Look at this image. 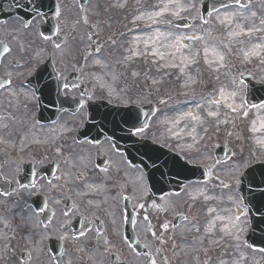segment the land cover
I'll list each match as a JSON object with an SVG mask.
<instances>
[{
	"label": "rangeland",
	"instance_id": "374dc122",
	"mask_svg": "<svg viewBox=\"0 0 264 264\" xmlns=\"http://www.w3.org/2000/svg\"><path fill=\"white\" fill-rule=\"evenodd\" d=\"M201 1L174 0L164 15L150 20L147 13L158 11L170 0H90L84 15L73 0H58L65 9L60 20L73 25V29L68 31L66 44L55 52L74 53L80 64L86 55H92L86 79L96 95L94 99L118 105L156 103L158 113L151 124L153 140L169 143L190 164L203 166L210 173L207 181L191 183L179 194L164 196L173 214L187 215L176 228L169 229L174 215L169 221H157L164 232L161 241L156 237L157 247H161L160 254H156L157 264H264V252L245 242L249 218L238 195L243 171L264 162L262 110L246 111L245 84L239 79L251 69L261 70L264 0H250L245 8L219 10L204 22ZM178 5L185 10L180 11ZM175 11L179 16L172 14ZM179 19H188L190 26H174ZM229 32L239 34L232 37ZM158 33L169 38L161 36L157 41ZM186 36L201 39L182 40L187 47L171 46L175 39ZM256 45L260 46L256 49L258 55L246 59L245 53ZM26 49L22 61L27 68L37 56L27 45ZM154 52L163 53L164 58ZM26 68L14 69L13 74L21 75ZM233 92L237 93L234 97ZM228 104L237 106V111L233 112ZM25 106L27 117L23 115ZM0 109L18 113V119H31L37 111L35 98L20 84L0 94ZM209 112L216 115L209 116ZM62 119L70 121L71 117ZM4 120L8 119L0 120V135L5 131ZM20 123L12 121V125ZM220 146L232 148L234 155L228 162L216 164L214 152ZM239 208L244 214L237 221ZM218 220L225 229L219 228ZM187 250L192 254L188 255Z\"/></svg>",
	"mask_w": 264,
	"mask_h": 264
},
{
	"label": "flooded vegetation",
	"instance_id": "af4514ba",
	"mask_svg": "<svg viewBox=\"0 0 264 264\" xmlns=\"http://www.w3.org/2000/svg\"><path fill=\"white\" fill-rule=\"evenodd\" d=\"M34 21L26 26L12 19L0 25V38L9 47L0 77L12 75V63L26 57V45L37 57L44 55L37 43L42 23ZM261 47V70L251 69L248 76L260 81L264 91V42ZM50 55L65 79L73 69H67L66 59ZM31 65L22 71L25 87L36 71L37 65ZM64 93L81 98L84 106L76 115L64 112L54 123L0 112L8 118L0 135V264H156V237L164 236L157 221L173 216L166 194L152 195L142 168L110 140L79 141L89 97L81 87H67ZM258 108L264 117V108ZM28 113L25 106L24 117ZM17 120L21 123L12 125ZM135 137L143 146L155 141L151 126ZM177 217L180 222L173 221L169 229L186 220L185 214Z\"/></svg>",
	"mask_w": 264,
	"mask_h": 264
},
{
	"label": "water",
	"instance_id": "95a60500",
	"mask_svg": "<svg viewBox=\"0 0 264 264\" xmlns=\"http://www.w3.org/2000/svg\"><path fill=\"white\" fill-rule=\"evenodd\" d=\"M43 10L45 11L49 7L46 3L48 0L43 1ZM231 5L232 0H205L203 3V12L204 15H208L210 12L217 10L219 7L223 5ZM41 7V6H40ZM36 8V7H33ZM51 9V8H50ZM48 10V12L50 11ZM56 10L51 15L56 14ZM30 16V15H27ZM189 23H185L182 26H187ZM45 69V68H44ZM48 74H41V77H48ZM53 86V84H52ZM39 94L42 96L41 100L46 101L45 96L50 93L48 88H37ZM94 105L91 107V119L90 125L92 127H98L99 130L97 133L106 134L107 136H111L122 144L125 139L120 138L121 133L118 135V132L115 128H119L126 121L122 120V115H119L122 110L110 108L108 114H99L96 110H105V105ZM96 107V108H95ZM135 111L138 109H134ZM155 113L154 107L147 108L146 116H141V119L146 118L148 120ZM145 114V113H144ZM104 120V122H103ZM145 124V122H144ZM128 126V125H126ZM101 128V129H100ZM113 128V130L111 129ZM118 135V136H117ZM120 147L121 145H118ZM132 154L131 152H128ZM165 154L162 153V156L159 153H156V157H153V154L150 156V162H147L148 166L144 164L145 168L152 169L158 172H162L166 175V185H164V190H177L176 186H182L185 183H189L194 180H203L207 177V172L203 168L191 167L187 163H185L181 158L173 154ZM132 156V155H131ZM225 156V157H224ZM222 156L221 160H226L229 156L226 154ZM150 166V167H149ZM152 173V172H151ZM156 173V172H155ZM242 187L240 193L244 198L245 204L249 208V214L251 219V230L249 235L247 236V243L254 248H261L264 250V204H261L260 201L264 199L261 196V193H264V165L255 166L244 174L242 177Z\"/></svg>",
	"mask_w": 264,
	"mask_h": 264
},
{
	"label": "snow or ice",
	"instance_id": "6c2138e0",
	"mask_svg": "<svg viewBox=\"0 0 264 264\" xmlns=\"http://www.w3.org/2000/svg\"><path fill=\"white\" fill-rule=\"evenodd\" d=\"M172 2H174V0H170L169 4H165L162 8H159L158 11L153 10V11L148 12V13H147L148 18H149L150 20H156L157 17H160V16L164 15L165 11L168 10V8L170 7V4H171ZM241 7H243L242 4H241ZM178 8H179L180 11L185 10V9L183 8L182 5H178ZM172 14L175 15V16H179V11H175V12H173ZM234 15H235V14H232V18H234ZM252 15H255V13H253ZM157 22H159V21H157ZM262 23H264V21H262ZM237 27H240V25H237ZM256 30H259V29H256ZM242 31H243V30H242ZM238 34H239V33H236V32H229L228 35L234 37V36H236V35H238ZM247 34L250 35L251 32H248ZM161 36H163L164 39H168V38H169L168 35H165L164 33H158V34L155 36V40L159 41V40L161 39ZM196 39H201V37H198V36H186V37H180V38L175 39L174 44H172L171 46L175 47V46H177V45H180L181 47H187V45H182V44H181V41H182V40H196ZM148 40H152V37H149ZM259 47H260L259 45H256V46L253 48V50H252L251 52L245 53V58L247 59V58H249L250 56L258 55V52L256 51V49L259 48ZM177 50H178V49H177ZM206 51H207V50H206ZM157 54L160 55V58H161V59L164 58V54H163V53H159V52H154V53H153V55H157ZM184 59H187V57H185ZM219 59H220V61H223L224 57H223L222 55H220ZM221 66H223V65H221ZM64 87L67 88L68 85L65 84ZM236 95H237L236 92H233V93H232V96H233V97L236 96ZM211 102L214 103V104H217V105L219 104V101H217V100H212ZM200 106L202 107V105H200ZM228 107H229L233 112H236V111H237V106H234L233 104H228ZM259 107L264 108V105H259ZM245 114H246V113H245ZM187 115H188V116H192V118H193L194 120H195V119H199V117L193 116L192 113H187ZM208 115H209V116H214V115H216V113H215V112H209ZM262 127H264V124H262ZM144 130H145V129H144L143 127H139V128L136 129V133L139 134V133L143 132ZM193 131H194V129H193ZM238 182H239V181H238ZM261 196L264 197V193H261ZM260 203H261V204H264V199H262V200L260 201ZM235 219H236L237 221H239V220H240V216L237 215V216L235 217ZM167 227H168L167 225H164V228H165V229H167ZM241 231H242V229H241ZM153 235H155L154 232H153ZM153 264H155L154 261H153Z\"/></svg>",
	"mask_w": 264,
	"mask_h": 264
},
{
	"label": "bare ground",
	"instance_id": "6f19581e",
	"mask_svg": "<svg viewBox=\"0 0 264 264\" xmlns=\"http://www.w3.org/2000/svg\"><path fill=\"white\" fill-rule=\"evenodd\" d=\"M238 215L239 216H241V215H243V211L239 208L238 209ZM215 222V221H214ZM218 222H220V220H218ZM223 229H225V228H223ZM211 235H213V233H211ZM187 254L188 255H190V254H192L189 250H187Z\"/></svg>",
	"mask_w": 264,
	"mask_h": 264
}]
</instances>
